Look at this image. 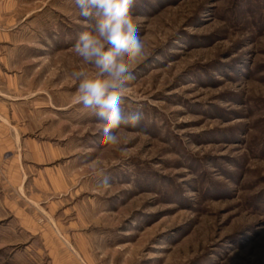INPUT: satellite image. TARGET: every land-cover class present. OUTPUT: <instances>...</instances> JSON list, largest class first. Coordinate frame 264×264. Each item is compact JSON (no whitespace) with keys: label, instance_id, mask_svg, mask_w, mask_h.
Listing matches in <instances>:
<instances>
[{"label":"rangeland","instance_id":"rangeland-1","mask_svg":"<svg viewBox=\"0 0 264 264\" xmlns=\"http://www.w3.org/2000/svg\"><path fill=\"white\" fill-rule=\"evenodd\" d=\"M131 11L142 119L108 145L74 0H0V264H264V0Z\"/></svg>","mask_w":264,"mask_h":264},{"label":"clouds","instance_id":"clouds-1","mask_svg":"<svg viewBox=\"0 0 264 264\" xmlns=\"http://www.w3.org/2000/svg\"><path fill=\"white\" fill-rule=\"evenodd\" d=\"M136 0H74L79 16L90 30L80 33L73 45L83 64L94 71H76V102L94 110L104 144L119 142L115 130L142 119L140 111L122 112L124 93L136 79L135 69L145 60V43L132 14ZM108 182L105 181V184Z\"/></svg>","mask_w":264,"mask_h":264},{"label":"crops","instance_id":"crops-1","mask_svg":"<svg viewBox=\"0 0 264 264\" xmlns=\"http://www.w3.org/2000/svg\"><path fill=\"white\" fill-rule=\"evenodd\" d=\"M6 124V106L0 102V127Z\"/></svg>","mask_w":264,"mask_h":264}]
</instances>
